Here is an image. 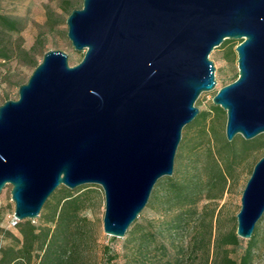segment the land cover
I'll use <instances>...</instances> for the list:
<instances>
[{
  "label": "water",
  "instance_id": "95a60500",
  "mask_svg": "<svg viewBox=\"0 0 264 264\" xmlns=\"http://www.w3.org/2000/svg\"><path fill=\"white\" fill-rule=\"evenodd\" d=\"M75 66L43 54L18 98L0 106V193L11 186L13 218L35 220L59 188L104 196L103 233L123 238L158 180L171 177L194 106L215 87L210 53L241 41L237 79L212 105L224 135L264 134V0H82L65 21ZM264 216V156L252 168L236 214L250 239Z\"/></svg>",
  "mask_w": 264,
  "mask_h": 264
},
{
  "label": "trees",
  "instance_id": "16d2710c",
  "mask_svg": "<svg viewBox=\"0 0 264 264\" xmlns=\"http://www.w3.org/2000/svg\"><path fill=\"white\" fill-rule=\"evenodd\" d=\"M75 1H63L62 12L67 17L75 9ZM56 24L47 9L44 26L52 31ZM23 27L20 20L0 13V62L15 59L34 70L39 64L35 55L45 53L44 44L38 38L25 49L21 45ZM229 43L225 40L223 45ZM222 114L223 110L211 104L184 127L173 174L157 181L145 207L155 215L139 223L144 209L129 227L127 241L133 244L134 253L128 264H251L255 237L240 259L229 257L225 247H237L240 241L234 232L219 236V210L206 208L218 204L228 192L235 167L264 147V134L249 141L236 136L228 142L214 125ZM204 144L207 147L202 151ZM93 187L75 191L59 187L37 220L17 221V234L0 229V264H86V250L92 253L98 245V233L87 216ZM112 260L108 257L104 264H112Z\"/></svg>",
  "mask_w": 264,
  "mask_h": 264
},
{
  "label": "rangeland",
  "instance_id": "374dc122",
  "mask_svg": "<svg viewBox=\"0 0 264 264\" xmlns=\"http://www.w3.org/2000/svg\"><path fill=\"white\" fill-rule=\"evenodd\" d=\"M63 1L65 0H0V13L18 19L23 23L24 27L21 32V45L25 49L31 48L39 38L44 44V52L49 50H60L65 52L68 55L69 66L73 67L82 60L84 53L74 51L66 37L67 27L65 21L67 16L62 12ZM81 5L82 0H76L74 2L75 9L81 8ZM47 9L51 11L54 15V19L57 21V24L54 26L52 31H49L44 26ZM229 41H231V43L224 46L223 42L209 55V60L214 66V79L216 84L212 91L201 93L196 100L194 106L198 108L199 113L207 111L212 104V98L217 91L230 84L231 81L238 75L237 54L235 52V48L239 41ZM231 47L232 56L228 57L227 51ZM43 54L40 53L35 55L37 62L40 63L42 61ZM32 72V68L18 63L15 59L6 63L0 62V106L3 104V100L5 98H8V100H16L18 98V87L27 82ZM212 117H214V114H212ZM225 123L226 113L223 111V114L214 121L216 132L222 138H225ZM206 147L207 145L204 144L202 151H204ZM263 156L264 147L255 153L252 158H248V160L236 166L234 169V180L228 192L223 196V199L218 204H211L206 208L207 211L212 209H215L216 211L219 210V214L217 216V230L219 236L225 235L229 232L236 233V214L240 209L242 191L250 176L253 166ZM85 186H81L70 191H75ZM91 189H93L94 193L88 203L87 216L93 221L94 226L92 229L94 230V233H98V245L92 253L89 248L86 250V264H104V260L108 257L113 258L111 262L112 264H128L134 253L133 244L128 243L127 241L129 238V231L126 232L123 238H113L103 233V192L98 186ZM10 190L11 186L6 185L0 193V229L9 230L11 233L17 234V231L12 225L14 204L10 198ZM154 215L155 213L153 210L145 209L139 223L148 221L153 218ZM253 237H255V242L251 264H264V216L255 225L250 239L238 238L240 241L239 246L225 247L228 250L229 257L235 260L240 259L244 249L248 245V242Z\"/></svg>",
  "mask_w": 264,
  "mask_h": 264
},
{
  "label": "built area",
  "instance_id": "2783aa9c",
  "mask_svg": "<svg viewBox=\"0 0 264 264\" xmlns=\"http://www.w3.org/2000/svg\"><path fill=\"white\" fill-rule=\"evenodd\" d=\"M16 223H17V220H15L14 218H12V225L15 226Z\"/></svg>",
  "mask_w": 264,
  "mask_h": 264
}]
</instances>
